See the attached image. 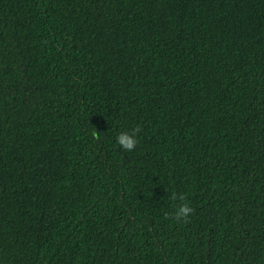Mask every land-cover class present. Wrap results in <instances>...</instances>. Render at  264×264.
<instances>
[{
	"label": "trees",
	"instance_id": "trees-1",
	"mask_svg": "<svg viewBox=\"0 0 264 264\" xmlns=\"http://www.w3.org/2000/svg\"><path fill=\"white\" fill-rule=\"evenodd\" d=\"M0 264H264V0H0Z\"/></svg>",
	"mask_w": 264,
	"mask_h": 264
},
{
	"label": "clouds",
	"instance_id": "clouds-1",
	"mask_svg": "<svg viewBox=\"0 0 264 264\" xmlns=\"http://www.w3.org/2000/svg\"><path fill=\"white\" fill-rule=\"evenodd\" d=\"M139 129L132 130L130 132H121L116 137V143L120 145L125 150H131L136 143L135 132ZM175 198V197H173ZM182 203L178 207L175 208L173 218L176 220H187L189 214L193 211V209L188 205L186 201H184L183 196L180 197Z\"/></svg>",
	"mask_w": 264,
	"mask_h": 264
}]
</instances>
